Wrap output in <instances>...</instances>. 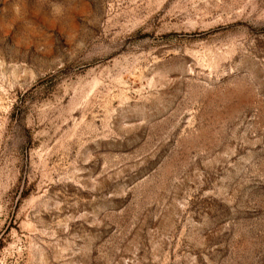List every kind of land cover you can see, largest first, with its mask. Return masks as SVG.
Instances as JSON below:
<instances>
[{"label":"rangeland","instance_id":"obj_1","mask_svg":"<svg viewBox=\"0 0 264 264\" xmlns=\"http://www.w3.org/2000/svg\"><path fill=\"white\" fill-rule=\"evenodd\" d=\"M0 264H264V0H0Z\"/></svg>","mask_w":264,"mask_h":264}]
</instances>
